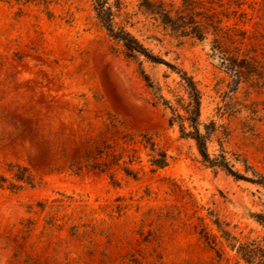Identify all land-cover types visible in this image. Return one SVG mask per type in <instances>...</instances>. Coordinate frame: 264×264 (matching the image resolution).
<instances>
[{
  "label": "rangeland",
  "instance_id": "obj_1",
  "mask_svg": "<svg viewBox=\"0 0 264 264\" xmlns=\"http://www.w3.org/2000/svg\"><path fill=\"white\" fill-rule=\"evenodd\" d=\"M181 72L209 156L264 178V0H0V264H245L213 222L262 239L264 187L169 123Z\"/></svg>",
  "mask_w": 264,
  "mask_h": 264
},
{
  "label": "trees",
  "instance_id": "obj_2",
  "mask_svg": "<svg viewBox=\"0 0 264 264\" xmlns=\"http://www.w3.org/2000/svg\"><path fill=\"white\" fill-rule=\"evenodd\" d=\"M4 1H22L24 3L35 2L40 0H4ZM43 2H48L49 0H42ZM96 16L102 24L103 28L106 30L108 36L113 40L119 42L127 56L133 57L135 55H139L144 57L146 60L165 65L170 69H175L174 66L163 60L157 55H154L150 50L144 47L134 36H132L129 32L120 29L114 30L111 24V16L112 12L109 7H106L102 3L99 2V6L95 8ZM196 27V26H195ZM196 29V28H194ZM181 79L184 83V87L186 93L189 97V103L184 109L186 113V117L175 113L172 109V117L169 119V123L172 124L174 122L178 123L179 132L181 136L192 139L197 147V150L202 158V160L212 168H220L224 170L228 175L232 176L236 180H248L255 182L262 187H264V178L258 175L255 172H252L255 179L247 178L243 174L232 170L231 166L228 164V161L224 158V156H218L211 158L207 152L206 140L208 135V128L206 127V132L202 134L199 131V106H200V94L198 89L195 86L191 77H187L185 73L181 72ZM184 122H187L188 126L184 125ZM154 164L157 167H162L165 164L164 157L161 159L155 160ZM247 171L248 167L244 166ZM21 180L23 178H18ZM25 183L29 184V182L25 181ZM10 188H15L14 185L10 186ZM255 221L264 227V213H258L254 216ZM219 232L220 237L225 240L227 245L233 250L236 256L245 264H264V237L260 240H251L246 242H239L234 236H231L230 233L222 230L218 221L213 222ZM202 238L206 243H210V240L214 239V236H210L207 232L202 234Z\"/></svg>",
  "mask_w": 264,
  "mask_h": 264
}]
</instances>
